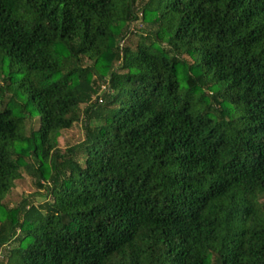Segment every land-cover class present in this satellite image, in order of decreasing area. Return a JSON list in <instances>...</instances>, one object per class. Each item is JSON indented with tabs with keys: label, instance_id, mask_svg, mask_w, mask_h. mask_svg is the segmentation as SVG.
<instances>
[{
	"label": "trees",
	"instance_id": "1",
	"mask_svg": "<svg viewBox=\"0 0 264 264\" xmlns=\"http://www.w3.org/2000/svg\"><path fill=\"white\" fill-rule=\"evenodd\" d=\"M0 264H264V0H0Z\"/></svg>",
	"mask_w": 264,
	"mask_h": 264
},
{
	"label": "rangeland",
	"instance_id": "2",
	"mask_svg": "<svg viewBox=\"0 0 264 264\" xmlns=\"http://www.w3.org/2000/svg\"><path fill=\"white\" fill-rule=\"evenodd\" d=\"M85 139V133L82 125L75 126L72 130L63 133L60 141V146L66 149L68 146L80 143ZM41 193L36 189L34 181L28 175L24 174L22 180L17 182L15 190L9 197L11 206H15L23 200V198H31L38 203L44 202L45 198H42Z\"/></svg>",
	"mask_w": 264,
	"mask_h": 264
}]
</instances>
